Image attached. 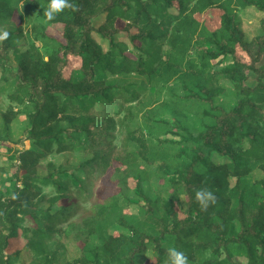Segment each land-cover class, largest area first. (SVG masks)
Returning a JSON list of instances; mask_svg holds the SVG:
<instances>
[{"label": "trees", "instance_id": "1", "mask_svg": "<svg viewBox=\"0 0 264 264\" xmlns=\"http://www.w3.org/2000/svg\"><path fill=\"white\" fill-rule=\"evenodd\" d=\"M67 2L47 21L49 0H0V28L10 27L0 43L10 102L0 146L21 115L31 142L14 152L10 186L0 191V264H17L23 252L34 264H166L169 248L187 264H264V177L250 180L256 170L264 175V17L252 38L240 19L248 9L264 14V0ZM33 10L42 25L33 27L36 39L52 47L47 59L35 42L22 51L13 44ZM213 10L221 15L211 30L205 16ZM50 27L61 28L60 39ZM71 60L79 65L68 67ZM153 94L165 97L174 121L160 122L149 142L131 123L134 107ZM65 153L81 161L48 162L38 175L42 160ZM152 167L154 198L141 186ZM113 168L118 191L105 196L95 180ZM129 180L144 201L138 215L129 211ZM199 189L216 197L204 211ZM64 238L78 244V258L68 257ZM17 240L23 249L8 252Z\"/></svg>", "mask_w": 264, "mask_h": 264}, {"label": "rangeland", "instance_id": "2", "mask_svg": "<svg viewBox=\"0 0 264 264\" xmlns=\"http://www.w3.org/2000/svg\"><path fill=\"white\" fill-rule=\"evenodd\" d=\"M47 9L46 6L43 5L41 8L42 11H45ZM44 13V12H43ZM38 13L36 11H32L29 16L24 14V20H23V30H24V36L21 38L18 42H13L14 47H17L19 51L25 50V47H28L30 43H36L40 53L47 59V56L51 53L52 47L49 44H45L41 40L36 39V37L39 36L38 32L33 31L34 25H37V28L40 29L41 22L40 18L37 16ZM220 15L221 12L218 10H213L206 13L205 19L206 24L209 29H215L219 27L220 24ZM264 17V14L255 11L254 9H248L244 13L240 14V19L242 22L241 28L244 31V33L247 35V37L252 38L256 35L258 29H259V22ZM17 21V19H15ZM105 18H102L100 20H97L96 26L101 25L104 22ZM116 26L119 29H122L124 27L123 21H118L116 23ZM7 28H0V33L8 32ZM48 32L56 37L57 39H60V27H50L48 29ZM5 40V39H3ZM0 40V43L3 41ZM104 46L106 44H103ZM11 64L16 67V60L14 59V55L11 54ZM242 59L244 61H248L245 55H242ZM79 65V62L76 60H71L70 65L68 67L72 68ZM66 73L68 74L69 71L66 70ZM7 85L6 84H0V137H2V130L4 129V123L1 118L2 114L7 110L9 106V101L7 99ZM171 90H164V94L167 95V97H170ZM164 96L153 94L152 96H148L145 100H143L141 105H137L133 109V121L131 123V126H133L132 129H139L145 136V138L150 142L153 139H155L156 136L161 135L162 132H159V123L165 122L171 120L170 112L163 109L164 104ZM171 98V97H170ZM15 109H17L18 106H14ZM20 108V107H19ZM171 121H174L173 119ZM127 123V122H126ZM156 125V126H155ZM26 121L24 115H21L14 119V121L11 124V130L9 133L3 137L2 139L6 141V144L3 146H0V191L3 189H6V187L10 186V182L8 181L11 179V175L15 171L14 166L12 165L13 161L15 160L14 152L18 149H29L31 147V142L27 141V134H25L26 131ZM125 129H122L123 132ZM125 136V135H124ZM124 136H121L117 140V144L114 145L117 146V151H121L122 144L126 141V139H123ZM165 137H162L164 139ZM167 138H172L171 136H167ZM10 147L11 151L7 148ZM133 150L131 145H128V147L125 149V151ZM81 160L79 157L74 156L73 153H65V154H52L51 157L48 160H42L39 163L38 167V175L41 177L46 176L47 174V168L46 165L48 162L55 164L56 166H74V164L79 163ZM116 167H119V164H115ZM113 169H110L109 172L106 174L105 177H103L100 182L99 178L98 180H95V187L96 190L100 189L101 185L105 186V196L111 195L112 193H115L118 191L117 184L113 183L112 176L113 174H119V171H116ZM122 169V168H121ZM116 171V172H114ZM122 171V170H121ZM158 170H156L155 167H152L151 170L145 171L143 174V180L141 181V186L143 189V194L145 197L154 198L156 193H158V183H159V177L157 176ZM124 175V174H122ZM264 177L263 173L261 171H254L253 174L250 176L251 181L259 180ZM234 184V181L232 182ZM129 185L132 188L130 191L129 200V211L134 214H139V209L144 205V201L140 199V197L137 196L136 191L134 189V184L131 180H129ZM48 192H52L51 190H48ZM82 208L78 211L77 217L75 218V221H80L81 217H83L85 212V204H81ZM111 231L117 232V228H112ZM110 231V232H111ZM63 242L65 243L68 251V257L70 259H76L80 255V250L78 248V244L73 239L64 238ZM98 244H100V241H97ZM24 242L22 240L13 241L10 244V247L8 249V252H13L17 250L23 249ZM17 264H34L35 259L31 256L23 252L20 257Z\"/></svg>", "mask_w": 264, "mask_h": 264}, {"label": "clouds", "instance_id": "3", "mask_svg": "<svg viewBox=\"0 0 264 264\" xmlns=\"http://www.w3.org/2000/svg\"><path fill=\"white\" fill-rule=\"evenodd\" d=\"M67 7H69L67 0H49V5L43 15L47 21H52ZM7 36V32L0 33V40L6 39ZM215 199L213 193L207 189H199L195 192V200L202 211L206 210L210 204H214ZM166 264H187V258L176 248H169Z\"/></svg>", "mask_w": 264, "mask_h": 264}]
</instances>
